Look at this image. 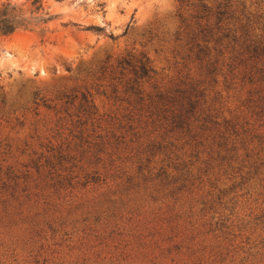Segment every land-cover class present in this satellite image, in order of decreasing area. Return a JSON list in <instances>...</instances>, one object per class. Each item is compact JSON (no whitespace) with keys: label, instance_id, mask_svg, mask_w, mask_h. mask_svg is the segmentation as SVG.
I'll return each mask as SVG.
<instances>
[{"label":"rangeland","instance_id":"374dc122","mask_svg":"<svg viewBox=\"0 0 264 264\" xmlns=\"http://www.w3.org/2000/svg\"><path fill=\"white\" fill-rule=\"evenodd\" d=\"M41 1L56 15L45 30L0 35V264H264V164L243 180L194 160L200 172L190 185L160 184L149 172L162 154L145 166L136 150L166 141L144 118L127 119L116 99L125 95L99 70L107 58L142 52L156 71L147 89L196 77L172 40L186 6ZM235 1L264 19V0ZM218 79L219 104L235 108L248 87ZM83 92L95 115L80 104ZM260 123L254 133L264 135Z\"/></svg>","mask_w":264,"mask_h":264},{"label":"trees","instance_id":"16d2710c","mask_svg":"<svg viewBox=\"0 0 264 264\" xmlns=\"http://www.w3.org/2000/svg\"><path fill=\"white\" fill-rule=\"evenodd\" d=\"M29 1L26 8L8 0L0 3L1 36L41 25L45 30L44 26L55 18L41 0ZM178 2L186 6L187 13L177 14L172 40L182 61L194 64L196 77L189 73L186 80L147 89L144 83L156 71L142 52L127 53L112 62L107 58L99 70L115 81L114 93L120 89L125 95V99H116L127 103V119L144 118L154 127L158 141H166L163 145L152 141L136 150L145 156V166L156 153L162 154L160 165L149 172L160 184L179 183L176 190L190 185L197 178L195 172H200V163L204 172L212 168L224 173L236 169L244 180L264 164L259 155L264 152V135L254 133L255 123L261 121L264 126V19L258 9L250 10L244 2L235 0ZM148 33L153 35L151 30ZM219 76L226 89L234 79H240L242 89L248 87L235 108L224 111L219 104L221 90L214 89L219 85ZM80 104L87 116L97 113L89 92L81 94ZM128 128L132 129L130 125ZM97 137L104 144L105 137ZM99 148L96 146L97 152ZM194 160L199 163L196 167Z\"/></svg>","mask_w":264,"mask_h":264}]
</instances>
